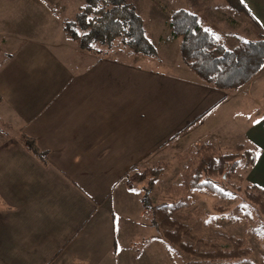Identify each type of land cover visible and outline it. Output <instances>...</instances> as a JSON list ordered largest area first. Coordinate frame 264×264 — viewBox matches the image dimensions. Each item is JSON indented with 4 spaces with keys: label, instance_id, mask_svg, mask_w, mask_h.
Returning <instances> with one entry per match:
<instances>
[{
    "label": "crops",
    "instance_id": "obj_1",
    "mask_svg": "<svg viewBox=\"0 0 264 264\" xmlns=\"http://www.w3.org/2000/svg\"><path fill=\"white\" fill-rule=\"evenodd\" d=\"M242 2L264 33V0ZM20 27L0 61V264H169L124 179L183 132L181 144L257 149L247 176L264 189V64L218 89L177 63L154 73Z\"/></svg>",
    "mask_w": 264,
    "mask_h": 264
},
{
    "label": "rangeland",
    "instance_id": "obj_2",
    "mask_svg": "<svg viewBox=\"0 0 264 264\" xmlns=\"http://www.w3.org/2000/svg\"><path fill=\"white\" fill-rule=\"evenodd\" d=\"M83 1L0 0V61L8 55L10 50L7 44L8 39L5 37L7 30L15 25H20L22 29L25 27L31 30V37L65 35L63 22L75 20L78 7L82 5ZM128 1L142 17L145 34L155 46L157 56L134 53L123 44L120 38H117L109 43L93 42L92 46L99 49V52L96 53L97 57L106 56L111 60L120 59L128 63H139L154 73L165 75L172 73V68L165 65L167 61L174 65L177 63L175 66L182 65L184 68H188L180 56V39L173 38L168 27L171 13L179 8H184L197 15L200 24L225 48H231L241 41L264 38L261 26H257L244 12L235 10L226 0ZM69 38L71 37L69 36ZM75 43L78 44L77 41ZM175 66H173L174 69ZM257 82L258 84L264 83V71L256 79ZM262 105L264 106L263 103ZM243 114L241 113L239 116L242 117ZM216 117L224 118V115L221 112ZM183 133L177 135L172 142L167 141L154 154L147 157L139 167L137 166L142 169L156 163H164L165 168L150 193L153 203L161 201L167 188L183 185V173L186 165L193 160L196 149L204 143L181 144L186 141L185 138H178L180 135L183 137ZM19 140L23 142L21 138ZM176 140L178 145L175 144ZM209 144L216 148L215 157L220 154H236L239 151L236 149L238 144L234 146ZM239 161L240 164L234 167L227 176L221 173L212 176L216 185L223 190L224 195L212 190H201L189 194L191 205L179 211L183 214L181 225L189 229L190 234L186 238L198 248L205 244L203 240L212 242H207L208 245L228 248L230 242L226 240V235L244 239L249 245L252 263L264 264V238L260 237L261 234L256 233V230H253L255 225H264V215L261 208L252 200L246 199L243 194L245 182L250 181L247 176L250 169L244 159L241 158ZM256 193L259 192L256 191ZM141 220L145 222V232H149L151 236L154 238L157 236L159 239L169 264H204L205 259L188 255L180 251L173 242L160 238L154 226L151 225L150 214L143 210L142 205ZM175 238H178V235Z\"/></svg>",
    "mask_w": 264,
    "mask_h": 264
},
{
    "label": "trees",
    "instance_id": "obj_3",
    "mask_svg": "<svg viewBox=\"0 0 264 264\" xmlns=\"http://www.w3.org/2000/svg\"><path fill=\"white\" fill-rule=\"evenodd\" d=\"M226 2L238 12L247 14L260 26L242 0ZM168 27L171 36L180 39L179 50L183 62L215 88L237 89L249 82L264 64L263 37L241 41L231 48H225L200 24L197 15L184 8L171 13ZM63 29L77 41L82 50L98 53L99 49L92 46L93 42L109 43L120 38L134 53L149 56L157 54L155 46L145 34L142 17L128 0H84L78 7L75 20L64 21ZM21 139L27 149L46 160V152L38 148L32 137L22 135ZM236 149L239 150L236 154H220L215 157L216 148L209 143H202L196 149L193 160L186 165L183 185L167 188L157 203L152 202L150 193L165 168L164 163L142 169L134 166L125 175L126 187L140 195L143 210L150 214L151 225L159 237L173 242L188 255L205 259L204 264H253L249 245L241 238L226 235V240L230 242L228 248L208 245L207 242H212L200 238L205 244L200 248L195 247L186 238L190 234L189 229L181 225L183 214L179 212L191 205L189 194L192 192L212 190L224 195L212 179L213 175L221 173L227 176L240 164L241 158L247 163L248 169L254 165L257 149H247L241 144ZM243 190L246 199L255 202L264 215V189L247 181ZM253 230L264 238V225H255ZM177 235L178 238H175Z\"/></svg>",
    "mask_w": 264,
    "mask_h": 264
},
{
    "label": "snow or ice",
    "instance_id": "obj_4",
    "mask_svg": "<svg viewBox=\"0 0 264 264\" xmlns=\"http://www.w3.org/2000/svg\"><path fill=\"white\" fill-rule=\"evenodd\" d=\"M262 119H264V118H262ZM255 123H259V121H256Z\"/></svg>",
    "mask_w": 264,
    "mask_h": 264
}]
</instances>
